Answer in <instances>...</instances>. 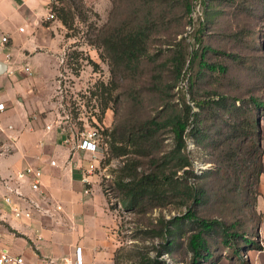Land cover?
<instances>
[{"label": "rangeland", "instance_id": "obj_1", "mask_svg": "<svg viewBox=\"0 0 264 264\" xmlns=\"http://www.w3.org/2000/svg\"><path fill=\"white\" fill-rule=\"evenodd\" d=\"M188 3L193 5L191 12ZM50 9L67 43L59 61L56 86L48 96L50 105L37 112L39 127L50 123L67 135L96 127L103 146L111 150V138L105 134L106 129L121 127L125 120L134 123L141 116L165 119L180 111L184 100L194 104L191 96L202 99L212 92L207 98L217 99L214 93L218 92L228 97L227 106L236 103L234 98L249 100L251 95L264 96V0H51ZM61 13L69 17L71 27L59 18ZM201 22L205 25L204 44L220 50L208 51L206 58L227 66L226 73L204 70L197 77L199 60L189 69ZM137 25H141L146 34L145 53L139 61L127 66L112 50L110 40L118 42L120 36H114L117 32L125 33ZM181 50L188 54V60L179 77L174 56ZM191 76L195 81L189 92ZM106 102L108 108L102 112ZM236 104L242 106H229L231 111L220 105L194 108L200 111L201 129L191 134L192 119L189 121L186 150L194 173L179 171L168 182L167 177L172 175L177 162L174 159L167 167H162L175 147L170 126L155 134V147L148 151L150 154L143 155L137 146H130L129 154L113 153L110 160H104V167L100 164V169L96 170L97 181L92 186L103 190L114 212L121 244L115 252V264H142V260L148 258L155 259L157 264H191L189 236L199 230L200 225L192 220H175L176 216L185 214L189 206L200 216L230 221L231 216L224 219L221 216L220 201L235 198L236 192L243 189L246 193L248 182L254 185L256 177L247 180L246 175L258 158L250 148V128H244L247 112H256V109L241 101ZM35 114H30V121ZM10 141L0 132V151L11 149ZM59 142L63 143L61 139ZM151 153L158 162H153ZM85 160L87 162L88 157ZM135 161L138 162L136 172L125 166ZM151 171L160 172L161 178V197L153 202H167L153 206L151 200L141 201L140 198L134 209H130V198L126 197L120 183ZM191 184L206 190L200 204H192L188 197L187 188ZM252 190L258 189L252 186ZM243 194L240 195L243 197ZM240 195L238 198H242ZM168 221L171 236L164 235V223ZM223 233L222 226L216 225L214 231L205 234L212 248L221 245ZM166 237L174 241L167 250ZM217 254L220 255V251Z\"/></svg>", "mask_w": 264, "mask_h": 264}, {"label": "crops", "instance_id": "obj_2", "mask_svg": "<svg viewBox=\"0 0 264 264\" xmlns=\"http://www.w3.org/2000/svg\"><path fill=\"white\" fill-rule=\"evenodd\" d=\"M50 2L0 0V51L11 54L7 69L16 70L13 75L7 69L0 72V95L6 104L0 112V132L11 139L12 146L0 151V248L23 256L26 264H74L76 248L81 246L84 264H115V252L121 244L114 212L99 186H91V193L85 194L81 181L88 154L74 150L71 143L65 142L66 134L56 128L37 125V112L50 105L48 96L56 86L59 61L67 43L59 24L48 19ZM4 35L9 37L6 46L1 43ZM22 66H29L30 71ZM32 113L36 114L30 121ZM259 132L264 160V115ZM51 160H56V165ZM28 165L43 168L42 189L52 203L41 204L53 210V203H61L64 212L59 220L38 211L32 219L19 220L12 215L4 200L11 194L8 186H16L10 178ZM24 191L41 201L30 187ZM255 211L259 221L251 224L248 246L235 258L220 253L217 260L203 263L264 264V172L260 175ZM244 251L249 253L247 262L241 258Z\"/></svg>", "mask_w": 264, "mask_h": 264}, {"label": "trees", "instance_id": "obj_3", "mask_svg": "<svg viewBox=\"0 0 264 264\" xmlns=\"http://www.w3.org/2000/svg\"><path fill=\"white\" fill-rule=\"evenodd\" d=\"M55 2H66L67 0H54ZM69 2V1H68ZM188 11L191 12L193 10V5L188 3L187 5ZM64 10V8H63ZM55 18V14H54ZM59 18L62 22L67 26L71 27L69 17L65 14H60ZM53 19V18H52ZM192 21V20H191ZM205 25L203 22L200 23V27L197 30L196 34V44L197 47L193 48L192 53L190 54L189 61V69L193 68L194 62L199 60L200 70L197 74L199 77L204 70H209L210 72H221L226 73L228 71L227 66L220 63H212L209 62L206 58L208 51H217L213 47L204 44V33ZM114 36H120L119 41H111L113 43L112 50L115 52L116 56L119 57V60L126 62L127 66H132V62H137L140 60L141 54L143 52V43L146 39V34L141 30V25H137L136 27L125 31V33L117 32ZM188 55V54H187ZM187 55L181 50L174 56V64L177 75L180 77L183 75L185 66L187 63ZM195 79L193 76L189 78V92H192L194 86ZM212 92L207 93L205 98L197 99L196 97L190 98V100L194 103H188L186 100L183 102V108L175 112L174 114L169 115L165 119H158L157 117L153 118H145L141 116L135 120L134 123H127V120L121 122V127L115 126L112 129H106L105 134L110 137V146L105 149V156L101 160L100 164L103 166L104 160H110L113 153L117 156L127 155L129 154L130 146H137L139 148V152L141 154H150L148 152L154 146L155 134L163 129L166 126H170L174 133V141L175 147L169 152L167 158L162 162V167H167L168 163L172 160L176 159V165L172 175L168 176V182L170 183L174 175H177L179 171L184 173L193 172V162L187 153V136L191 134H196V132L200 131V111L194 110L195 107H208L213 105H220L221 107H225L228 111H231L229 106L237 107L242 106L241 104H236L237 101H241L247 103L246 105H251L255 110H250L247 112L245 116L246 125L244 128H250L251 134V145L250 148L253 149L255 153L258 154L257 160H255L254 164L247 171L246 179L251 180L253 177H256L254 185H251L248 182L246 193L243 189L242 192L237 191L235 198H222L220 201L221 216L230 217L229 222L222 220L221 218H211L198 215L193 206H189L187 211L182 216H176L175 220H192L200 225V229L196 232H193L189 236V247L192 252L191 264H202L203 261L207 260H217L219 258L218 251L220 253H225L229 258L237 257L249 244L250 236L253 232V226H251L252 222L257 223L259 219L257 218V214L255 211V204L257 201L258 190H252V186L257 187L259 185L260 175L264 172V160H263V148L261 144V134L259 132V121L261 117L264 115V96H254L251 95L249 100H244L243 98H234L236 103L230 104L227 106L228 97L226 95L215 92V96L217 99L213 97H209ZM138 102V99L136 100ZM252 103V104H249ZM108 108V103L106 102L102 108V112H104ZM116 109V107H114ZM192 119L193 127L189 133L187 130L190 126V120ZM112 154V155H111ZM153 156V162H158L156 160V156L154 153H151ZM126 167H131L133 171L136 172L138 169V162L130 164L129 162L125 164ZM104 167V166H103ZM160 172L163 173L164 169H160ZM160 172L151 171V172H143L141 176H133L129 180L124 183H120V186L126 193V197L130 198L128 200V205L130 209H134L136 204L139 203L143 199L151 200L152 205H164L166 202H157L155 204L156 199L161 197L160 192ZM178 179V178H177ZM188 197L192 199V204H200L204 197L206 196V190L202 186L191 184L188 188ZM253 191L254 194H253ZM245 195H244V194ZM243 194V197L241 195ZM240 195L242 198H238ZM250 197V198H249ZM166 200L165 198H160ZM142 203V202H141ZM174 221V220H173ZM172 221V222H173ZM168 223H164L166 236H171L172 231L169 228ZM216 225H221L223 228V239L221 241L220 246H216L212 248L209 239L205 236L207 232H212L216 228ZM174 241L172 239H168L166 237V242L164 244L165 249L167 250L170 246H172ZM164 251V250H163ZM217 251V252H216ZM162 252V251H161ZM142 264L152 263L157 264V261L152 258H148V260H142Z\"/></svg>", "mask_w": 264, "mask_h": 264}, {"label": "built area", "instance_id": "obj_4", "mask_svg": "<svg viewBox=\"0 0 264 264\" xmlns=\"http://www.w3.org/2000/svg\"><path fill=\"white\" fill-rule=\"evenodd\" d=\"M54 18V14L49 10L48 19ZM9 42V37L4 35L1 38V43L3 46H6ZM10 53H3L0 51V61L7 62L10 60ZM7 64V63H6ZM26 71H30L29 66L24 67ZM10 75L16 73L14 68L7 69ZM62 92V91H61ZM61 106L64 104L60 103ZM6 109V104L1 100L0 95V112ZM48 129L54 127L50 123L46 126ZM65 129V128H64ZM62 129V131L64 130ZM65 134V133H64ZM65 142L71 143L72 148L81 149L86 154H88L87 165L82 169L81 181L85 185L84 192L85 194L91 193V186L97 180L96 170L100 169V162L105 156V147L101 142L99 137V132L96 127H90L84 129L78 133L71 132L70 135L66 134ZM52 165H56V160H51ZM43 168L40 166L28 165L16 172L15 177L11 176V180L16 181V186H8L11 194L7 195L4 198L5 202L10 206L12 215L14 218L19 220L32 219L35 211L40 212L42 215H49L50 217L60 219L61 213L64 212V207L61 203H53V210L44 208L42 206V201L44 204H51L52 202L46 196L44 190L42 189L41 178L43 176ZM90 185V186H89ZM30 187L32 191L37 192L40 196L39 200L27 196L24 191L25 187ZM258 242L259 239L255 238ZM243 261H249L248 251H244L241 255ZM0 264H26L23 256L14 254L9 251L7 248H0ZM74 264H84L82 259V247L79 246L76 248V256Z\"/></svg>", "mask_w": 264, "mask_h": 264}, {"label": "water", "instance_id": "obj_5", "mask_svg": "<svg viewBox=\"0 0 264 264\" xmlns=\"http://www.w3.org/2000/svg\"><path fill=\"white\" fill-rule=\"evenodd\" d=\"M7 69V64L5 62L0 61V72L3 73Z\"/></svg>", "mask_w": 264, "mask_h": 264}]
</instances>
